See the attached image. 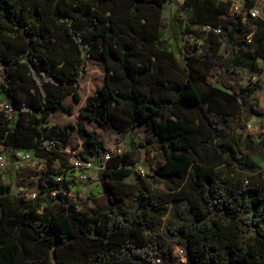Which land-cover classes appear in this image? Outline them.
Instances as JSON below:
<instances>
[{"label": "trees", "instance_id": "trees-1", "mask_svg": "<svg viewBox=\"0 0 264 264\" xmlns=\"http://www.w3.org/2000/svg\"><path fill=\"white\" fill-rule=\"evenodd\" d=\"M172 1L0 0V146L46 164L34 199L0 183V264H175L174 245L187 264H264V170L243 149L241 127L264 109L241 101L255 88L216 86L243 69L262 75L264 20L233 15L227 0H185L174 52L163 18ZM90 60L105 64V82L80 117L122 138L143 128L140 148L164 189L139 175L125 182L140 148L111 153L84 122L47 123L72 115L65 100L81 101ZM75 133L83 151L74 157L103 164L94 208L73 202L86 171L67 152ZM148 145L165 161L154 166ZM177 203L179 224L164 226Z\"/></svg>", "mask_w": 264, "mask_h": 264}, {"label": "rangeland", "instance_id": "rangeland-1", "mask_svg": "<svg viewBox=\"0 0 264 264\" xmlns=\"http://www.w3.org/2000/svg\"><path fill=\"white\" fill-rule=\"evenodd\" d=\"M226 1V0H224ZM259 5L264 9V0H259ZM164 22L167 26L165 40L168 43L170 49L174 52H178L184 45V39L181 36L180 23L185 21V14L182 12L181 4L176 0L169 2L165 5L164 10ZM221 54L229 56L225 48L221 49ZM258 66L262 69V75H256L253 72H249L246 69L240 71V73L233 77L224 76L222 79L216 80V86L225 89L223 84L232 89L239 90L240 88H255L251 94L241 95V101L248 105H254L260 109H264V88L261 87L264 83V60L258 62ZM1 73V70H0ZM256 76L259 82L256 86L250 83L252 76ZM106 76V67L103 62L90 60L88 62V68L85 77L79 83V95L81 97L80 102H75L72 97H68L65 100L67 106L72 107V115H67L62 111L52 115L48 120V124L55 125L56 127H64L65 125L72 124L76 125L80 122H84L86 126L95 130L100 140H102L108 147L111 153H123L130 151L131 148H140L141 144L147 140L146 132L143 128H139L133 133L122 138L99 128L96 124L90 123L83 120L80 117L79 109L86 105V100L89 97L96 95V90L103 86ZM223 83V84H222ZM250 124L251 128H247ZM243 128V149L248 152L252 159L256 161L260 168L264 170V148L261 143L264 139V117L244 114V122L241 126ZM147 145V144H146ZM150 149L149 159L155 166L160 162H164V156L162 151L158 150L156 145H148ZM142 151V160L134 168L135 175L125 179L127 183H135L137 177V170L139 167L145 169L148 173V177L144 178L146 182L151 184L156 189H164V185L157 183L152 179V172L150 167L145 160L146 150L140 148ZM75 150V151H74ZM83 151L82 141L80 140L77 133H75L68 145L67 152L72 154V163L76 161L74 155ZM9 158L8 169L0 170V183L10 185L12 188V195L15 198H20L22 195L31 196L36 193L37 186V175L41 169L45 168L44 161H22L18 164L15 163V159L11 158V153H7ZM103 170V164L100 160H94L92 167L87 172L86 179H80V201L73 199L74 203L80 204L79 207L84 205L87 208H94V206L100 204L98 198L92 196V192L100 184V172ZM143 179V178H142ZM99 202V203H98ZM185 204L177 203L170 206L168 215L164 218V226L170 225L175 226L179 224L178 211L183 209ZM176 252V245H174Z\"/></svg>", "mask_w": 264, "mask_h": 264}, {"label": "built area", "instance_id": "built-area-1", "mask_svg": "<svg viewBox=\"0 0 264 264\" xmlns=\"http://www.w3.org/2000/svg\"><path fill=\"white\" fill-rule=\"evenodd\" d=\"M178 3L183 4L185 0H176ZM231 3V13L233 15L241 17L243 20L253 19V20H264V9L259 5V0H227ZM210 28H207L209 30ZM215 34L219 35L221 33L220 29L214 30ZM250 38V37H249ZM259 82V79L254 75L250 79V83L253 86H256ZM261 87L264 88V83H262ZM247 128H251V125L248 124ZM121 152L117 153L120 154ZM110 158V153L105 154V161ZM22 161H43L35 157L33 152H22L17 154V158L15 159V163L18 164ZM92 162L90 163H80L77 159L73 163L77 168L86 169V171L92 167ZM9 166V158L7 156L6 151L3 146H0V170L4 171L8 169ZM137 170V174L141 178L148 177V173L145 169L139 167ZM84 171L80 179L87 178V172ZM55 196V194H53ZM31 198H35L36 194H32ZM176 256L178 257V261L175 264H187V260L185 259V254L183 249L176 245ZM154 264H166L162 258L157 257L154 260Z\"/></svg>", "mask_w": 264, "mask_h": 264}, {"label": "crops", "instance_id": "crops-1", "mask_svg": "<svg viewBox=\"0 0 264 264\" xmlns=\"http://www.w3.org/2000/svg\"><path fill=\"white\" fill-rule=\"evenodd\" d=\"M58 113V112H57ZM56 114V113H55ZM54 115V114H53ZM52 117V116H51ZM82 148H83V145H82Z\"/></svg>", "mask_w": 264, "mask_h": 264}]
</instances>
